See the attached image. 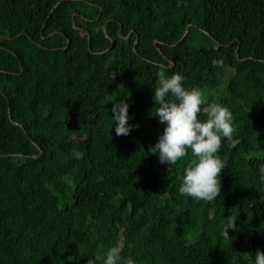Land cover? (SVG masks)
Segmentation results:
<instances>
[{
    "label": "trees",
    "instance_id": "obj_1",
    "mask_svg": "<svg viewBox=\"0 0 264 264\" xmlns=\"http://www.w3.org/2000/svg\"><path fill=\"white\" fill-rule=\"evenodd\" d=\"M171 61L204 94L201 121L212 104L234 117L211 202L179 192L191 150L175 165L149 151ZM125 99L139 128L117 136ZM262 164L264 0H0V264H103L118 242L119 264H255Z\"/></svg>",
    "mask_w": 264,
    "mask_h": 264
},
{
    "label": "clouds",
    "instance_id": "obj_2",
    "mask_svg": "<svg viewBox=\"0 0 264 264\" xmlns=\"http://www.w3.org/2000/svg\"><path fill=\"white\" fill-rule=\"evenodd\" d=\"M156 87L154 89L155 117L166 127L159 136L155 146L149 149L152 155H159L161 164L175 165L188 156L189 150L194 159L185 169L183 182L179 188L181 195L190 196L196 200L211 202L221 195L222 170L227 164L217 155L222 148V139L236 147L240 141L234 139L236 129L233 125L231 111L219 104L209 105L203 109L208 119L201 121L198 117L204 104L200 89H186L183 86L184 77L179 73L167 75L170 65L155 66ZM129 104L127 99L112 103L111 113L115 121L117 136H128L139 125L129 123ZM264 173V164L260 166ZM222 229V236L228 239L229 229H236L237 217L229 215ZM131 247V245H129ZM123 244L108 249L103 264H119ZM100 257L90 258L88 264H96ZM125 264H135L128 258ZM255 264H264V251H257Z\"/></svg>",
    "mask_w": 264,
    "mask_h": 264
},
{
    "label": "water",
    "instance_id": "obj_3",
    "mask_svg": "<svg viewBox=\"0 0 264 264\" xmlns=\"http://www.w3.org/2000/svg\"><path fill=\"white\" fill-rule=\"evenodd\" d=\"M98 17H99V16H98ZM105 24H106V23H105ZM104 28H105V27H104ZM187 30H188V29H186V31H187ZM185 34H186V33H185ZM129 35H130V33H129L125 38H128ZM183 37H184V36H183ZM137 40H138V38H137ZM154 43L156 44L157 41L155 40ZM169 65H170V67H174L175 63H174L173 61H171ZM9 113L11 114L10 109H9ZM10 117H11V115H10Z\"/></svg>",
    "mask_w": 264,
    "mask_h": 264
},
{
    "label": "rangeland",
    "instance_id": "obj_4",
    "mask_svg": "<svg viewBox=\"0 0 264 264\" xmlns=\"http://www.w3.org/2000/svg\"><path fill=\"white\" fill-rule=\"evenodd\" d=\"M213 64H216V61H215V60L213 61L212 65H213ZM227 73H228V72H227Z\"/></svg>",
    "mask_w": 264,
    "mask_h": 264
},
{
    "label": "bare ground",
    "instance_id": "obj_5",
    "mask_svg": "<svg viewBox=\"0 0 264 264\" xmlns=\"http://www.w3.org/2000/svg\"><path fill=\"white\" fill-rule=\"evenodd\" d=\"M78 14H79V13H78ZM76 15H77V14H75V16H76ZM75 16H74V17H75Z\"/></svg>",
    "mask_w": 264,
    "mask_h": 264
}]
</instances>
